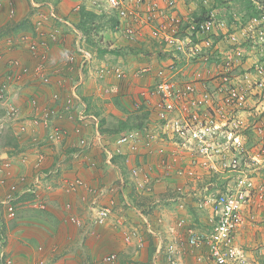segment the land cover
<instances>
[{
    "label": "crops",
    "instance_id": "1",
    "mask_svg": "<svg viewBox=\"0 0 264 264\" xmlns=\"http://www.w3.org/2000/svg\"><path fill=\"white\" fill-rule=\"evenodd\" d=\"M0 1L2 2L0 7V79L8 82V86L9 83L15 86H9L12 89L8 91V99L18 106L21 113L17 120L19 126L10 129L13 131L10 134L12 140L9 139L6 131L8 123L0 137V148H2L0 161L11 163V168L6 173L10 181L17 184L16 194L18 195L17 215L15 218L7 220L5 207L1 201L7 195L8 186L0 185V239L5 244L3 249L11 259V264H24L30 261L44 264V261H52L56 258L63 264H69L68 261L72 262L70 264H83L90 257L92 258L89 261L92 264H95L94 261L96 264H101V257L109 252L118 254L114 264H137L133 260L135 251L143 249L145 246V242L142 241L138 233L140 223L143 225L145 223L147 233L156 237L157 252L164 250L170 243V239L171 244H174L173 240L176 236L172 231L177 227V222L181 218L185 217L188 223H195L198 227L199 225L209 227L210 211L198 207L200 194L198 187L202 180L196 184L190 181L191 185L188 181L180 180L189 192L196 188L198 191V196L189 197L187 200V202L191 200L189 202H192L193 205L187 203L185 209H180L178 201H174L175 189L173 194L170 192L172 195L167 197L168 194H165L164 197V193L167 190L170 191L169 187H172V184L175 187L178 183L172 178L174 176H161V181L156 178L159 174L158 166L165 156L171 155L168 150L173 147L170 140L160 135V131L156 132V140L149 150L133 152L132 149H127L125 152L128 153L129 163H126L125 160L118 164L113 162L117 152L115 138L121 133L109 134L108 132L103 133L102 130L111 128L110 125L115 122V119L127 120L128 114L139 115L140 112L134 109L132 101L134 104L139 92L154 82L153 77L147 75L141 76L139 79L130 77L119 80L112 72L101 76L100 70L108 68L105 66L96 67L94 72L91 69L93 60L85 61V58L78 53V47L83 46L91 54L93 52L100 58L111 52L103 55L98 52L99 48H104L101 46L102 40L105 39V37L102 38V34L99 36L98 46L86 44V38L76 27L78 15L77 11L73 12L72 10L76 6H73V2H68V0ZM215 3L204 4L202 0H180L174 12L183 16L198 15L205 13L212 5H215L212 8L228 11L223 5ZM12 9H14V14L10 13ZM232 28L235 29L234 26ZM40 29L44 31L45 36L48 32L56 31L57 38L41 37L50 45L49 61L42 72L36 73L34 69L38 64V58L30 53L20 36L29 33L33 38L39 37L38 30ZM237 34L240 38L243 37V31ZM74 36H76V48L74 47L75 51H71L70 42ZM111 37V46L121 48V44H118L122 39L120 35L115 31V34L112 32ZM225 46L224 38L217 39L216 37L215 50ZM250 50L255 52L254 58L259 55L258 49L251 47ZM142 51L137 56L144 59L141 67L147 64L158 66L162 60L169 58L168 55L158 53L156 48L153 50L142 49ZM67 54L76 56L73 63L67 59ZM216 54L218 53L216 52ZM13 59L19 60L21 65L19 69H15L9 63ZM155 59L158 61L155 62ZM213 60L210 65L206 66L208 72L191 65L182 68L183 71L178 74V77H192L200 72L203 79H207L205 84L211 86L213 83L208 81V78L216 71V59ZM118 61H122L121 55L118 56ZM250 62L251 60H249ZM116 66L120 67L118 64L113 65L110 69ZM25 67L28 71H24ZM17 74L19 79L14 77ZM110 75L115 78V86L99 84L97 78L103 79ZM105 78L104 80L107 81L108 79ZM143 78L145 82L141 83ZM48 79L49 82H46ZM119 81H122L126 86H119ZM137 82L139 85L145 84L147 87L143 86L138 89V86H134V83L137 84ZM17 94L18 96H16ZM69 99H71V103L68 102ZM72 103L77 108L71 115L78 118L80 113L84 112L86 116L84 120H69L63 117L52 119L49 126L42 123L35 124L36 119H41L49 109L57 107L56 109L59 111H65L64 107L67 106L70 108L69 111L73 110L69 106ZM141 111L142 113L148 111L145 121L147 120L150 128L160 130L157 126L159 121L152 120L153 111L149 108ZM20 117L23 120H20ZM138 117L140 118V116ZM103 120L107 123H103ZM54 127L63 130L65 134L57 139H52ZM78 127H81V133L77 134ZM81 138L86 139L84 147L80 144ZM42 155L44 158L41 160V166L36 168L35 164ZM134 165L148 170L152 167L151 178H154V182L151 181L153 185L149 186V190L143 187L145 194H148L146 198L140 200V194H143L141 193L143 191L137 189V197L134 194L131 202L128 195L131 188L127 180L134 182V177L130 171L127 172V169L128 166ZM123 170H126V176L123 174ZM38 174L41 177L37 184V194H35L30 190L35 184L34 178ZM144 174L143 172L140 175L141 180L144 179ZM77 177L84 180L87 186L79 187L74 191L68 190L67 183ZM22 178L24 181H21ZM88 186L95 188L99 193L103 190V193H89ZM159 187L164 192H161L162 195L159 193L161 198L157 197V190L154 192V188L158 189ZM119 190L123 194V198L119 195ZM162 198H166L164 203L168 204L167 207L162 208L163 200H160ZM34 200H42L47 203L49 212L44 215L37 213L42 212L43 209L40 210L39 203ZM104 206H108L111 213L104 224H98L94 218L96 210ZM256 210L260 214L264 213V207ZM71 217L78 218L81 221L80 224L71 222ZM154 220L159 223H155ZM250 224L255 227L249 226ZM176 234L181 239L179 242L176 241L177 245L180 246L187 261L195 264H207L204 261L197 262L196 254L183 246L185 245L183 242L184 230L176 228ZM128 236H130V241L127 239ZM166 238L169 239V243ZM237 240L243 248L250 249L252 254L255 253L264 264V222H256L255 225L248 222V225L237 235ZM40 246L43 247L42 250L39 249ZM52 251L55 253H52L53 256H49ZM68 251L72 253L65 255ZM204 251L203 249L202 252ZM79 256L81 258H78ZM82 257L85 258L84 261ZM157 261L156 259L154 263Z\"/></svg>",
    "mask_w": 264,
    "mask_h": 264
},
{
    "label": "built area",
    "instance_id": "2",
    "mask_svg": "<svg viewBox=\"0 0 264 264\" xmlns=\"http://www.w3.org/2000/svg\"><path fill=\"white\" fill-rule=\"evenodd\" d=\"M104 1L118 17V32H122L130 41L144 40L148 34L154 40L158 53L169 56L168 60H162L158 66L147 64L135 73L140 77L151 76L154 82L152 86L139 92L134 100V108L140 110L145 106L152 110L159 121L160 130L157 131L173 144L172 149L168 150L171 155L165 156L158 166L161 172L156 178L161 181V176L175 177L178 184L175 186L177 197L174 201H178L180 209L186 208L189 197L198 196V191L194 189L189 192L180 180L196 184L199 180L205 181L204 177L208 178L206 187L203 190L199 188L198 207L210 211V226L198 227L195 223H188L185 217L181 218L176 228L184 230L183 246L196 254L197 262L262 264L255 253L252 254L250 249L240 245L237 235L248 222L254 225L256 222H264V213L260 214L256 210L264 207V33L260 31L251 40L248 32L243 30V37L240 38L238 31H229L226 10L212 8L215 5L205 13L183 16L174 12L180 0ZM215 1L203 0V3ZM11 13L14 14V9ZM258 23V19H253L247 28L253 29ZM38 31L39 37L36 38L29 33L20 36L30 53L38 58L34 69L36 73L42 72L47 65L50 46L46 40L41 39L45 36L43 30ZM45 37L56 39V31ZM216 37L224 38V48L215 50ZM249 40L254 43L251 47L259 50V55L255 56L256 61L250 65L248 60L255 52L248 51ZM257 44L260 45L259 48ZM78 52L86 61L92 58L91 53L81 46L78 47ZM214 58L216 71L208 78L213 85L205 84L207 79H203L200 72L192 77H178L182 68L193 64H210ZM67 59L73 63L75 55L67 54ZM9 63L15 69L21 67L17 59L10 60ZM24 71H28L27 67ZM109 72L119 80L128 78L125 70L119 66L100 70L101 76ZM68 102L71 103V99ZM0 104L4 107V114L0 117L1 137L5 125L20 116L18 106L9 101L7 88L2 83ZM65 116L59 110L49 109L41 119H36L35 124L49 126L52 119ZM85 117L84 112L78 118L69 116L70 119L80 121ZM76 132L81 133V127ZM52 133V139L65 134L55 127ZM156 135L147 131V128L143 131L134 129L124 132L115 138V149L121 152L123 146H129L137 152L149 150L152 138H156ZM80 144L84 147L86 139L81 138ZM43 158V155L39 157L36 168H40ZM10 168L9 161H0V185L8 186L7 195L1 203L6 215L15 218L18 207L17 184L7 176L6 171ZM142 169L144 168L133 166V174H143ZM152 169L150 167V171ZM144 173L140 187L148 184L151 179L154 180L149 172ZM40 177L38 174L34 178L35 184L30 192L37 194ZM213 177L217 180H212ZM220 183H223V188ZM67 186L68 190L74 191L87 184L77 177L70 180ZM208 186H216L218 190L209 192ZM87 188L92 194L103 193V190L99 193L93 187ZM146 189L149 190V186ZM34 201L39 203L40 208L46 207L42 200ZM110 212L108 206L99 209L96 222H105ZM70 221L77 224L81 222L76 217H71ZM176 228L172 231L176 236L174 244L170 242L165 248L168 263L195 264L185 259L177 245L176 241L181 239L177 237ZM127 239L130 241V236ZM4 247L0 239V255L3 258ZM39 249L42 250L43 247L40 246ZM117 258L116 252H109L101 257L100 262L113 264ZM6 261V264L12 262L10 258H6Z\"/></svg>",
    "mask_w": 264,
    "mask_h": 264
},
{
    "label": "rangeland",
    "instance_id": "3",
    "mask_svg": "<svg viewBox=\"0 0 264 264\" xmlns=\"http://www.w3.org/2000/svg\"><path fill=\"white\" fill-rule=\"evenodd\" d=\"M256 1H262V0H256ZM68 2H73L74 4H73V6H80L82 3L83 4H86V5H88V6H97V9H99L101 12H104L105 14H106V16H107V18H109L110 16H115L116 18H117V16H116V14L114 13V10H112V9H110L109 8V6L106 4V2L104 1V0H68ZM237 4H239V3H237ZM262 5H263V3H261ZM76 6H75V8H76ZM74 8V7H73ZM72 8V10H73V12H75V11H77L75 8L73 9ZM78 9V8H77ZM242 10H238V12L236 13V15H239V17L241 18V19H243V16L245 15V13H246V10L244 9V7H242L241 8ZM107 18L106 17H104V19H103V23H102V28H101V30H100V33H99V35H97V36H100V34H102L101 36H102V38L103 37H105V39H103L102 40V42H101V46H103L104 48L103 49H108V50H111L112 48H115V47H112L111 46V44H110V42H111V36H112V31H111V29H109V27H103V25L106 23L105 22V20H107ZM44 32V31H43ZM113 32H114V34H115V27H114V29H113ZM49 33V32H48ZM116 33L117 34H119L120 35V38H122L121 39V41L120 42H118V44H121V48H120V50L123 52V53H121V58H122V61L121 62H119L118 61V56L117 55H114V54H111V53H107V54H105L104 55V57L103 58H100V57H98L96 54H94L93 52H92V54H93V58H91L90 60H93V62H92V66H91V69L95 72L96 71V67H101V66H105V67H108V68H110V67H112L113 65H120V67L122 68V69H124L125 70V72H126V74H127V76H128V78H132V79H139L140 78V76H135V73L141 68V64H142V62L144 61V59H143V57H141V58H139V57H137L138 56V54L139 53H141V52H143L142 51V49H146V50H153L154 48H156V44L154 43V40L151 38V37H149V35L147 34V37L145 36L144 37V40L143 41H130L129 39H127L125 36H124V34L122 33V32H118V30H116ZM242 38V37H241ZM97 39H99V38H97ZM75 40H76V36H74V38H72V41L70 42L71 43V46H70V50L71 51H75V49H74V47L76 48V45H75ZM243 40V39H242ZM123 42V43H122ZM125 42H127V43H125ZM250 42H248V44H249ZM253 44V43H252ZM80 45V44H79ZM250 45V44H249ZM251 46L252 45H250L249 46V49H248V51H251L250 50V48H251ZM82 48H84L83 46H81ZM85 49V48H84ZM85 50H87V49H85ZM77 51H78V49H77ZM253 51V50H252ZM78 53H80V52H78ZM91 54V55H92ZM75 58H76V56H75ZM90 60H87V61H90ZM254 60V55H252V58H251V62L250 63H252V61ZM86 61V60H85ZM158 60L157 59H155V62H157ZM249 63V64H250ZM133 67V68H132ZM200 67H202V68H205L206 66L205 65H202V64H200ZM132 68V69H131ZM12 76V75H11ZM18 74L16 75V76H14L15 78H17V79H19L18 77ZM147 76V75H146ZM14 77H12V79L14 78ZM14 78V79H15ZM105 78V77H104ZM104 78L103 79H99V78H97L98 79V81H99V84H101L102 86H110V85H114L115 86V78L114 77H111V75L110 76H108L107 78H105V79H108L107 81H105L104 80ZM127 78V79H128ZM11 79V80H12ZM111 79H113V81H111ZM7 80H9V81H11L10 79H7ZM144 80V78L141 80V83H144L145 82V80ZM46 82H49V79L46 81ZM0 83H2V84H4L5 86H6V88H7V94H8V91L10 90V89H12V87H15V86H12L10 83H9V86L11 85L12 87H9L8 86V82H6V81H4V80H1L0 79ZM119 83H120V85L119 86H126L122 81H119ZM134 86H138V89H140L141 87H143V86H145V87H147V85H145V84H143V85H139V83L137 82V84L136 83H134ZM149 86H152V85H149ZM148 86V87H149ZM137 88V87H136ZM19 92V91H18ZM16 96H18V94L16 95ZM134 103H135V101H134ZM69 106L73 109V110H68V109H70V108H67V106L66 107H64L65 108V111H60L61 113H64L66 116V118H68L69 120H74V119H70L69 118V116L72 114V113H74L75 112V108H77L76 107V105L74 104V103H72V104H69ZM132 106L134 107V104H133V101H132ZM57 107H55L54 109H56ZM135 109V108H134ZM4 107L0 104V117L4 114ZM56 110H58V109H56ZM77 110V109H76ZM135 110H137V111H139L140 113L139 114H144V113H142V111H140V110H138V109H135ZM107 113H108V111H106ZM21 114V113H20ZM74 115V114H73ZM136 116H141V117H143V115H136ZM77 117V116H76ZM152 117V116H151ZM155 118V119H154ZM17 120H19V119H16V120H11V121H9L8 122V124H7V126H6V131H7V134L9 135V139L10 140H12V137L10 136V134H12L13 133V131H10V129L11 128H13V127H15V126H19L17 123ZM20 120H23L22 119V117H20ZM152 120H154V122H157L156 120H157V116H156V114H154V117H152ZM114 121V120H113ZM151 123V122H150ZM113 124V123H112ZM154 124V123H153ZM158 126V125H157ZM147 127V131H151V134H153V135H155L156 134V132H157V130L158 129H156V130H152V128H150V125H149V123L148 122H145V124L143 125V127H140V129L143 131L145 128ZM5 131V132H6ZM155 140H156V138H152V143L153 142H155ZM116 147V146H115ZM124 148L122 149V151H126L127 149H131L129 146H123ZM2 150V148H0V151ZM134 152V151H133ZM129 163V162H128ZM130 163H132V160H130ZM128 169H129V166H128ZM159 171L161 172V169L159 168ZM206 179H208L207 178V176L206 177H204V180H206ZM173 182V181H172ZM167 189V188H166ZM156 190H157V197H159V198H161L160 196H159V193H161V192H163V191H161L162 189L159 187L158 189H156V188H154V192H156ZM169 190L170 191H168L167 190V192L166 193H164V197H165V194L167 195V197L168 196H170V195H172L174 192H173V190H174V187H173V184H172V187H169ZM143 192H141V193H143V194H140V200H142V198H146V195H148V194H145V190H142ZM172 194H171V193ZM163 193H161V195L163 194ZM153 196H155V195H153ZM136 197H137V195H136ZM166 198H162V199H160V200H163V206H162V208H164V206L165 207H167L168 206V204L167 203H164V200H165ZM189 201H191V200H189ZM187 202V203H189L190 205H193V203L192 202ZM33 204H35V203H33ZM46 205H47V203H45ZM187 205V204H186ZM48 206V205H47ZM30 208V207H29ZM40 210H42V208H40ZM174 210H175V208H174ZM177 210V209H176ZM37 211H39V210H37ZM5 218H7V220H11V219H13V218H10V217H8L7 215H6V217ZM154 222L155 223H159L157 220H154ZM10 224H12V223H10ZM200 226V225H199ZM249 226H251V227H255V226H253V225H249ZM129 230H131V229H129ZM133 230V229H132ZM138 233H139V237L142 239V241L143 242H145L144 244H145V246L143 247V249H139V250H137V251H135V258L133 259L134 261H136L137 262V264H169L168 263V257H167V255H166V250L164 249V250H161V252L159 253L158 252V255L156 254L157 253V248H156V237L155 236H149V233H147V231H146V228H145V223H144V225H143V223H140V227L138 228ZM166 241L168 242L169 241V239L168 238H166ZM151 242L152 243H154V246H155V251L152 253V255L151 256H149V248H150V245H151ZM169 242H171V239H170V241ZM168 242V243H169ZM166 248V247H165ZM55 253L54 251H52L51 252V254L49 255V256H53V254ZM60 253V252H59ZM72 252H70V251H68V252H66L65 253V255H67V254H71ZM76 253H78V252H76ZM57 255H59L58 253H57ZM78 255H80L79 253H78ZM155 256H156V258H155ZM78 258H81V256H79ZM90 258H92V257H90ZM89 258V260H91ZM82 259H83V261L85 260V258H83L82 257ZM158 260L157 262H155L154 263V261L155 260ZM4 260H6V258L4 257H1V255H0V264H5V262H4ZM69 260H71V259H69ZM89 260H85V263L86 262H88L89 264H92V262L91 261H89ZM117 261V260H116ZM30 262H32V261H30ZM159 262V263H158ZM6 263H7V261H6ZM29 262H27V263H24V264H28ZM68 263L70 264V263H72L71 261H68ZM94 263L96 264V261H94ZM44 264H63V262H60V260L59 259H54V260H52V261H44ZM101 264H103L102 262H101ZM114 264V263H113Z\"/></svg>",
    "mask_w": 264,
    "mask_h": 264
},
{
    "label": "trees",
    "instance_id": "4",
    "mask_svg": "<svg viewBox=\"0 0 264 264\" xmlns=\"http://www.w3.org/2000/svg\"><path fill=\"white\" fill-rule=\"evenodd\" d=\"M232 1V2H231ZM217 5H227L230 7V24H233V22H235V32L238 31H243V30H246L248 32V36L251 40H254L255 38H252V36L255 34L253 33L251 30H249L247 27V25L250 24V21L251 19L254 17L255 19H258L260 21L259 24H257L256 26H254V30L256 33L259 34V30L260 28H262L264 26V5L259 8L257 7L255 4H253V1L252 0H217ZM239 3V4H237ZM234 7V10L232 8V6ZM244 7V9L246 10V13L245 15L243 16V19L239 18L237 21L235 19V17H233V12H238V10H242L241 8ZM111 9V8H110ZM77 10V15H78V21L76 22V27L82 32L83 34V37H85V41H86V44L88 46L90 45H95V46H98L99 43H100V38L99 36V33H100V30L102 28V23H103V19L104 17L107 18L106 14L104 12H101L99 9H97V6H88L86 4H81L79 6ZM115 13V12H114ZM117 16V15H116ZM105 24L103 25V27H109V29H111V31L113 32V29L115 27V31L117 30V24H118V17L116 18L114 15L113 16H110L109 18H107V20H105ZM234 30H232V32H234ZM99 38V39H97ZM250 41V40H249ZM253 42L250 41V45H254V43L252 44ZM257 47L259 48L260 45L257 44ZM98 52L103 55L107 52H111L113 53L114 55H121V53H123L120 48L118 47H115V48H112L111 50H108V49H102V48H99ZM209 85V84H208ZM147 107L145 106H142L141 110L145 109ZM126 110V109H125ZM140 110V111H141ZM127 111V110H126ZM128 113V111H127ZM148 111H145L144 114H139V115H143V117L140 116V118L138 116H133V114H128V119L127 120H118V119H115V122H113L111 126V128H105L103 129L101 127V130L103 133H106L108 132L109 134H112V133H126L127 131H131V130H134V129H140V127H143V125L145 124V122H147V120L145 121V118H147V114ZM103 123H107L106 121L103 120ZM128 153L121 151V152H116L115 153V157L113 158V162H115L116 164L118 163H121L125 160V162L127 163V159H128ZM135 166V165H134ZM123 167V166H121ZM137 167H139V165H137ZM133 166L129 167V169H127V172L130 171V174L134 177V182H131L130 180H127L128 182V185L129 187L131 188V191L130 193H128L129 195V198L131 200V202L133 201V198H134V194L137 195V189L139 191H142L145 187L147 188L148 186H151L153 185V182L154 180L151 179L150 182L147 184L145 183V186L143 187H140L139 183L141 181V177L140 175H134L133 174ZM149 172L151 174V171L148 170L147 168L146 169H142L141 172ZM142 172V173H143ZM123 174L126 176V170H123ZM175 179V177H172ZM212 180H217L216 177H213L211 178ZM153 181V182H151ZM209 181L206 179L205 181L203 182H200L201 185H199L198 189L200 188V190H203L207 183ZM190 185L192 184L191 182L189 183ZM221 187L223 188V183H220ZM147 186V187H146ZM136 188V189H135ZM142 188V189H141ZM197 188L194 190L196 191ZM218 188L216 186H208V191L209 192H215L217 191ZM119 195L123 198V194L120 193V190H119ZM61 209H62V206L60 205ZM49 212V209L46 205V207L42 210V212H37L39 214H43L44 213H47ZM150 237L152 235H149ZM155 246H154V243L151 242V245H150V248H149V256L152 255V253L155 251ZM1 262V261H0Z\"/></svg>",
    "mask_w": 264,
    "mask_h": 264
},
{
    "label": "clouds",
    "instance_id": "5",
    "mask_svg": "<svg viewBox=\"0 0 264 264\" xmlns=\"http://www.w3.org/2000/svg\"><path fill=\"white\" fill-rule=\"evenodd\" d=\"M253 1V4H255L257 7H259V8H261L263 5H264V0H262V1H256V0H252ZM216 2H217V0H216ZM232 2V1H231ZM202 3H203V0H202ZM261 3H263V5L261 4ZM228 11H226V18H227V23H228V27L230 28L229 29V31L230 32H232V30H233V26H234V28H235V22H233V24H230V17H231V15H230V7L229 6H227V5H223ZM232 6V5H231ZM232 8H233V10H234V7L232 6ZM11 13V12H10ZM237 13V12H236ZM236 13L235 12H233V17H235V19H236V21L240 18L239 17V15H236ZM12 14V13H11ZM253 19H255L254 17L251 19V21H250V24H251V22H252V20ZM259 23H260V21H259ZM258 23V24H259ZM249 24V25H250ZM248 26V25H247ZM254 26H256V25H254ZM249 30H251L253 33H255L254 35H253V37H256V35L258 36V33H256L255 32V30H254V28L252 29V28H248ZM260 31H262L263 33H264V26L262 27V28H260V30L258 31V32H260ZM235 32V31H234ZM251 58H252V56L249 58V60H251ZM262 58V57H261ZM249 60H248V65H250V64H252L254 61H256V57L254 58V60H253V62L252 63H250L249 64ZM212 62V61H211ZM203 65H205V66H207V65H210V64H203ZM193 66H197V67H199V68H202V67H200V64L198 65V64H193ZM208 69V67H205V68H202V70H207ZM141 130V129H140ZM174 189H175V187H174ZM188 189V188H187ZM175 195H176V197H177V194H176V192H175ZM175 197V198H176ZM187 204V203H186ZM101 209V208H100ZM98 211H99V209L98 210H96V216H97V213H98ZM111 213V212H110ZM110 213H109V215H110ZM109 215H108V217H107V219L109 218ZM96 216L94 217L95 218V222H96ZM16 217V216H15ZM107 219L105 220V222L107 221ZM105 222H103V223H99V222H96V223H98V224H104ZM3 244H4V242H3ZM4 246H5V244H4ZM5 258H8V254L7 253H5ZM4 262H5V264H6V260H4Z\"/></svg>",
    "mask_w": 264,
    "mask_h": 264
}]
</instances>
